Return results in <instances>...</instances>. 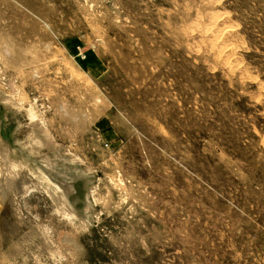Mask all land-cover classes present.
Instances as JSON below:
<instances>
[{
	"label": "rangeland",
	"instance_id": "rangeland-1",
	"mask_svg": "<svg viewBox=\"0 0 264 264\" xmlns=\"http://www.w3.org/2000/svg\"><path fill=\"white\" fill-rule=\"evenodd\" d=\"M0 184V264H264V0H0Z\"/></svg>",
	"mask_w": 264,
	"mask_h": 264
},
{
	"label": "bare ground",
	"instance_id": "bare-ground-1",
	"mask_svg": "<svg viewBox=\"0 0 264 264\" xmlns=\"http://www.w3.org/2000/svg\"><path fill=\"white\" fill-rule=\"evenodd\" d=\"M5 153V152H4ZM6 168L7 169H4V170H1L2 172H3V174H5V176H6V174H10V176H9V178L6 180V183H8L9 185L10 184H14V181H15V179H13V178H15V177H18L19 176V174H20V171L19 170H17V168H15V165H14V162L9 158L8 159V161H6ZM3 177V176H2ZM7 177V176H6ZM6 177H5V179H6ZM10 180H12V181H10ZM2 183V182H1ZM5 183V184H6ZM21 185H22V183H21ZM24 186V185H23ZM22 186V187H23ZM0 187H2V184H0ZM5 187V186H4ZM25 188V187H24ZM1 190V189H0ZM5 190H6V188H5ZM2 191H3V188H2ZM6 194V193H5ZM7 195V194H6Z\"/></svg>",
	"mask_w": 264,
	"mask_h": 264
}]
</instances>
